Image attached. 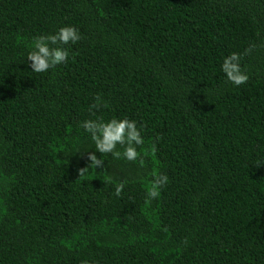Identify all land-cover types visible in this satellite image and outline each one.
<instances>
[{
  "label": "trees",
  "instance_id": "obj_1",
  "mask_svg": "<svg viewBox=\"0 0 264 264\" xmlns=\"http://www.w3.org/2000/svg\"><path fill=\"white\" fill-rule=\"evenodd\" d=\"M63 26L68 62L34 73ZM113 118L140 157L79 179L102 158L81 123ZM0 264H264V0H0Z\"/></svg>",
  "mask_w": 264,
  "mask_h": 264
},
{
  "label": "clouds",
  "instance_id": "obj_2",
  "mask_svg": "<svg viewBox=\"0 0 264 264\" xmlns=\"http://www.w3.org/2000/svg\"><path fill=\"white\" fill-rule=\"evenodd\" d=\"M81 39L82 36L78 29L73 26H63L55 34L35 37L30 46L32 50L28 52L27 56L28 62H31L29 67L34 73L39 74L66 64L69 52L64 46L76 44ZM250 51L251 48L247 49L246 53ZM240 59V54L234 52L224 58L221 65V71L225 74L226 80L236 87L246 84L249 79L248 75L241 69ZM94 99L95 103L90 105V109L107 107L106 102H102L99 95L94 97ZM80 126L90 134L91 140L95 145V151L99 152L102 158L98 159L95 154H88L87 158L90 163L78 170L79 179H84L90 169L102 167L104 155L111 154L114 159L123 158L129 162H135L140 157L137 146L143 145L144 140L140 130L137 128L136 121L127 118H113L108 122L87 120L82 122ZM117 145L122 146L123 151H118ZM155 151V145H153V155ZM140 164L143 166V159H140ZM167 180L168 177L166 175L153 173V180L147 189L149 200H155L160 196V189L167 183ZM108 182H112L110 177ZM124 187L125 184L123 182L115 184L114 195L120 197Z\"/></svg>",
  "mask_w": 264,
  "mask_h": 264
}]
</instances>
